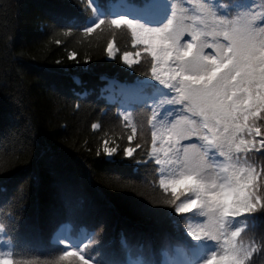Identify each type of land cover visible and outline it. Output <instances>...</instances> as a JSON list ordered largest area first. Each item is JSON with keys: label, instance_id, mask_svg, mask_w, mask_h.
I'll list each match as a JSON object with an SVG mask.
<instances>
[{"label": "trees", "instance_id": "16d2710c", "mask_svg": "<svg viewBox=\"0 0 264 264\" xmlns=\"http://www.w3.org/2000/svg\"><path fill=\"white\" fill-rule=\"evenodd\" d=\"M228 1L214 0L222 15L205 5L218 28L222 18L231 21L250 7L255 25L264 19V0ZM151 6L152 0H0V256L14 264H76L60 260L65 251H78L89 264H177L187 257L186 243H204L190 228L215 231L206 209L177 213L187 194L173 203L160 185L172 178L156 165L169 145L152 134L170 95L152 68L162 73L172 63L154 61L127 25L111 23L124 16L145 24ZM254 71L250 84L220 96L239 107L231 125L215 117L217 133L242 126L241 109L254 100L264 107V67ZM255 126L258 133H236L255 146L237 152L233 145V158L251 165L264 196V119ZM69 226L79 229L77 237H69ZM236 229L242 231L235 246L251 251V264H264V209L229 216L224 230ZM80 236L84 243H73Z\"/></svg>", "mask_w": 264, "mask_h": 264}, {"label": "snow or ice", "instance_id": "6c2138e0", "mask_svg": "<svg viewBox=\"0 0 264 264\" xmlns=\"http://www.w3.org/2000/svg\"><path fill=\"white\" fill-rule=\"evenodd\" d=\"M257 19L258 14L253 13L251 7L239 12L231 21L222 18L218 22L219 30L215 34H222L228 43L212 45L215 54H205L204 43L197 45L188 42L186 46H180V29L171 27L173 24L171 19L160 27H150L124 16L111 20V23L117 27L127 25L132 31L133 43L145 45L154 61L159 59L175 65L162 73L154 65L152 72L155 79L165 85H169L170 81H176L180 85L179 88L176 84L170 86L180 93V102L184 103L188 112L200 117L197 121L188 116H179L177 123L173 125V133L181 138L198 136L203 141L204 150H197L195 144L186 146L182 159L177 154L176 161H169L180 164L179 175L168 180L162 178L160 185L165 190L171 191L173 203L178 196L187 194L185 202L176 206L177 213H186L193 208L201 207L206 209L207 215L214 220L215 231L205 228L201 235L190 228V234L195 239L207 238L220 244L221 237H225L223 244H220L221 251L211 253L203 264H225L228 260H238L241 264H245V260H249L251 251L241 252L235 246V237L242 229H236L228 234L224 230L225 221L229 216L235 218L237 214H250L264 209V196L256 191V172L251 165L245 168L233 158V145L237 152L247 151L249 146H255L252 141L237 139L236 133L246 129L249 133H258L259 128L255 126L256 118L259 116L264 119V115H261L264 113V107L254 100L250 108L241 109L246 117L243 125L235 129L230 128L227 133H217L218 125L215 122V117L219 116L231 125L233 114L239 105L226 104L219 100L220 96L227 88L250 84L258 75L254 71V65L258 62L264 63V59L258 60L256 56L257 46L264 47V28L255 25ZM87 31L90 32L92 29L88 28ZM197 39L198 35L194 33L192 41ZM108 51L111 55V45ZM129 55L125 54L124 59L129 60ZM228 59L231 60L229 69L223 76L218 77V62ZM235 72H239L240 77L233 84L229 82V77ZM261 145L264 146V141H261ZM189 149L194 151L190 153ZM107 151L109 150L106 149ZM131 153V149L126 151V155L130 156ZM217 153L223 156L224 160L216 161ZM157 163H165V161L158 160ZM208 169L216 170V175L211 179L204 175ZM225 190L234 194L236 199L228 202L231 198L226 200L223 195ZM212 191L216 192L215 196L206 195L207 192ZM68 258L75 260L76 264H89L78 251H65L60 260ZM0 264H14V262L0 256ZM249 264H251L250 260Z\"/></svg>", "mask_w": 264, "mask_h": 264}, {"label": "rangeland", "instance_id": "374dc122", "mask_svg": "<svg viewBox=\"0 0 264 264\" xmlns=\"http://www.w3.org/2000/svg\"><path fill=\"white\" fill-rule=\"evenodd\" d=\"M165 1H166L165 4L168 5L169 10L174 11L175 18L173 20V24L171 27L180 29V42H179L180 46L182 47L186 46L188 42H193V43H196L197 45H199L200 43H204L205 47L203 48V52L205 54H215L214 46L212 45L206 46L205 39L198 38L196 41H192L193 34L189 32V29H190L189 15L187 16L186 11H184L185 8H183L182 0H175L174 5H172V0H165ZM193 2H195V0H193ZM162 13L166 14V12H162ZM166 23H168V21H164V22L162 21V25ZM256 26L258 28H264V22ZM210 31L212 30H209V32ZM215 33L216 32L213 30L212 31L213 38H216L217 36V34ZM217 44H221V43H216L213 45H217ZM256 56L258 60L264 59V47L257 46ZM257 66L264 67V63L258 62L254 65V68ZM226 71H227L226 69L222 68L220 70V73H226ZM176 87L179 88L180 85L177 83ZM173 91L176 93L177 97L175 99V102L172 101L165 106V111H167V115H166V118L161 128L158 130V133L156 134V136L158 135V138H161V137L167 138L170 141L171 145H173L172 150L167 153V158L165 160H161V161H165V163H159L162 171L164 173H166L167 171L175 172L176 173L175 176H178L180 173V170H179L180 164L178 162L171 163L169 161H176L175 157L177 156V154L182 159L184 155V148L188 145H192V144L196 145L197 141H196V136L190 135V136L181 138L179 136L174 135L173 133V125L177 123V118L179 116H188L190 119L195 120L194 119L195 115L188 112L184 107V103L180 102V93L174 88H173ZM193 151L194 150L189 149L190 153ZM204 175H206L209 178L211 176L209 171H206ZM191 253L194 256H198V252L196 249H192Z\"/></svg>", "mask_w": 264, "mask_h": 264}]
</instances>
